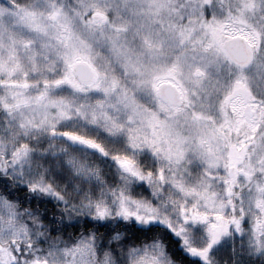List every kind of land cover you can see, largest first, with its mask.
<instances>
[{"label":"snow or ice","instance_id":"obj_1","mask_svg":"<svg viewBox=\"0 0 264 264\" xmlns=\"http://www.w3.org/2000/svg\"><path fill=\"white\" fill-rule=\"evenodd\" d=\"M0 264H264V0H0Z\"/></svg>","mask_w":264,"mask_h":264}]
</instances>
